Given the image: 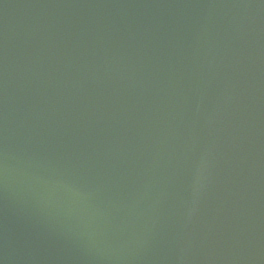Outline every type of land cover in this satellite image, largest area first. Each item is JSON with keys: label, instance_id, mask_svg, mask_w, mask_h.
Returning <instances> with one entry per match:
<instances>
[{"label": "water", "instance_id": "95a60500", "mask_svg": "<svg viewBox=\"0 0 264 264\" xmlns=\"http://www.w3.org/2000/svg\"><path fill=\"white\" fill-rule=\"evenodd\" d=\"M0 264H264V0H0Z\"/></svg>", "mask_w": 264, "mask_h": 264}]
</instances>
